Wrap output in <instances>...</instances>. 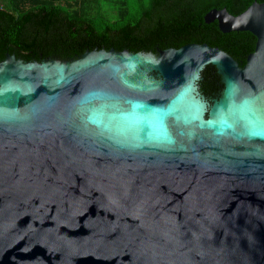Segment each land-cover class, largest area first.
<instances>
[{"label": "water", "instance_id": "95a60500", "mask_svg": "<svg viewBox=\"0 0 264 264\" xmlns=\"http://www.w3.org/2000/svg\"><path fill=\"white\" fill-rule=\"evenodd\" d=\"M205 42L0 59V264H264V0ZM212 64L220 88L198 87Z\"/></svg>", "mask_w": 264, "mask_h": 264}, {"label": "trees", "instance_id": "16d2710c", "mask_svg": "<svg viewBox=\"0 0 264 264\" xmlns=\"http://www.w3.org/2000/svg\"><path fill=\"white\" fill-rule=\"evenodd\" d=\"M252 0H0V59L4 52L23 60L70 58L85 49L131 51L205 42L238 64L253 49L248 30L222 32L203 14L214 5L238 13ZM258 1V0H257ZM199 89L220 88L211 64L200 72Z\"/></svg>", "mask_w": 264, "mask_h": 264}, {"label": "flooded vegetation", "instance_id": "af4514ba", "mask_svg": "<svg viewBox=\"0 0 264 264\" xmlns=\"http://www.w3.org/2000/svg\"><path fill=\"white\" fill-rule=\"evenodd\" d=\"M212 65V64H211ZM240 65V64H239ZM215 68V67H214ZM217 73V72H216ZM201 78V77H200ZM199 81V80H198ZM197 84H198V82H197ZM198 87H199V85H198ZM219 90V88L218 89H216L215 91H212V92H209V93H205V94H213V93H215V92H217ZM201 91V90H200ZM204 93V92H203Z\"/></svg>", "mask_w": 264, "mask_h": 264}]
</instances>
